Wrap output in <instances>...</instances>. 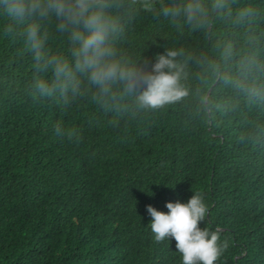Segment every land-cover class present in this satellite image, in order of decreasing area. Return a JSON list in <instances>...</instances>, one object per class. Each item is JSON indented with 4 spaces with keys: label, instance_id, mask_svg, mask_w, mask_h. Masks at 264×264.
<instances>
[{
    "label": "trees",
    "instance_id": "16d2710c",
    "mask_svg": "<svg viewBox=\"0 0 264 264\" xmlns=\"http://www.w3.org/2000/svg\"><path fill=\"white\" fill-rule=\"evenodd\" d=\"M119 2L117 47L145 68L181 51L187 95L157 110L91 89L37 97L20 29L0 27V264H181L173 239H153L146 206L166 212L193 192L222 246L214 264H264V104L216 75L250 40L264 57V0H222L196 28L160 13L185 0ZM49 32V50L68 55Z\"/></svg>",
    "mask_w": 264,
    "mask_h": 264
},
{
    "label": "clouds",
    "instance_id": "9594fccd",
    "mask_svg": "<svg viewBox=\"0 0 264 264\" xmlns=\"http://www.w3.org/2000/svg\"><path fill=\"white\" fill-rule=\"evenodd\" d=\"M120 7L119 0H0V27L4 31L19 28L31 54L30 88L35 96L72 98L91 89L103 102L130 99L139 109L157 110L187 95L182 84L184 66L176 59L181 51L168 49L156 54L150 68H145L117 47L122 24L115 10ZM212 7L223 10L225 5L222 0L212 4L185 0L162 5L160 13L173 22L182 18L196 28L207 23ZM248 14L244 9L237 16ZM49 26L63 38L68 55L49 50ZM254 48L250 40L233 70L216 75L244 97L264 104V57ZM222 55L226 61L234 57L230 44L224 46ZM196 62L206 64L203 56ZM165 208L166 212L146 206L153 239H173L181 264H214L222 246L217 243V231L207 221L204 227L199 226L207 214L202 197L193 192L186 202L167 201Z\"/></svg>",
    "mask_w": 264,
    "mask_h": 264
}]
</instances>
